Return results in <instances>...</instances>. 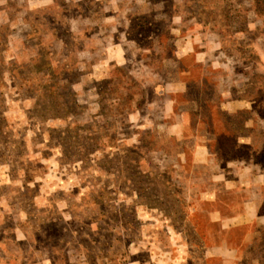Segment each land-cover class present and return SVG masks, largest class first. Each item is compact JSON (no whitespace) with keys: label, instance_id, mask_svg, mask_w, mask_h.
I'll return each instance as SVG.
<instances>
[{"label":"rangeland","instance_id":"obj_1","mask_svg":"<svg viewBox=\"0 0 264 264\" xmlns=\"http://www.w3.org/2000/svg\"><path fill=\"white\" fill-rule=\"evenodd\" d=\"M0 264H264V0H0Z\"/></svg>","mask_w":264,"mask_h":264}]
</instances>
